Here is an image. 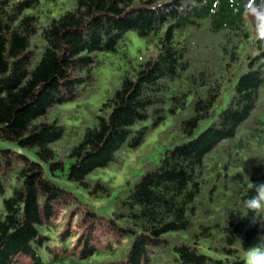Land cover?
I'll list each match as a JSON object with an SVG mask.
<instances>
[{
	"label": "trees",
	"instance_id": "trees-1",
	"mask_svg": "<svg viewBox=\"0 0 264 264\" xmlns=\"http://www.w3.org/2000/svg\"><path fill=\"white\" fill-rule=\"evenodd\" d=\"M258 184L264 0H0V264H246Z\"/></svg>",
	"mask_w": 264,
	"mask_h": 264
},
{
	"label": "rangeland",
	"instance_id": "rangeland-1",
	"mask_svg": "<svg viewBox=\"0 0 264 264\" xmlns=\"http://www.w3.org/2000/svg\"><path fill=\"white\" fill-rule=\"evenodd\" d=\"M126 44H125V50L129 54L130 57L135 58V59H140L142 55L145 52V45L143 43V40L141 38H138L134 32H127L126 33ZM109 61L106 67L101 69L100 74H99V83H100V88L102 91L108 87L107 82L109 81L111 75L116 74L117 68L122 69L126 64L122 57L116 53V54H109ZM99 95H96L94 99H98ZM207 123H204L201 128L206 126ZM160 129H157L158 131ZM130 157V156H129ZM133 158V157H132ZM131 158V159H132ZM108 175L113 176V186H118L123 183V180L125 178V170L122 169L119 172H109ZM244 259L246 261V264H264V262H257L255 259V256H250L249 253L244 254Z\"/></svg>",
	"mask_w": 264,
	"mask_h": 264
},
{
	"label": "clouds",
	"instance_id": "clouds-1",
	"mask_svg": "<svg viewBox=\"0 0 264 264\" xmlns=\"http://www.w3.org/2000/svg\"><path fill=\"white\" fill-rule=\"evenodd\" d=\"M256 195L245 201V206L254 213V220L264 219V184L256 185ZM250 256H264V248H251Z\"/></svg>",
	"mask_w": 264,
	"mask_h": 264
}]
</instances>
